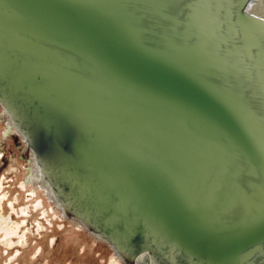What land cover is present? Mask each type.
I'll return each instance as SVG.
<instances>
[{
	"label": "water",
	"instance_id": "obj_1",
	"mask_svg": "<svg viewBox=\"0 0 264 264\" xmlns=\"http://www.w3.org/2000/svg\"><path fill=\"white\" fill-rule=\"evenodd\" d=\"M253 0H0V111L120 264H264Z\"/></svg>",
	"mask_w": 264,
	"mask_h": 264
},
{
	"label": "rangeland",
	"instance_id": "obj_2",
	"mask_svg": "<svg viewBox=\"0 0 264 264\" xmlns=\"http://www.w3.org/2000/svg\"><path fill=\"white\" fill-rule=\"evenodd\" d=\"M3 124L0 121V189L7 192V198L15 204L16 210L11 212L9 200H5L3 214L10 216L8 218L13 222L21 223L27 219L28 239L21 244L18 236L12 235L14 243L9 246L7 237L0 231V264H120L112 261L113 255L104 250L105 245L92 241L77 225L62 219L37 186L36 196H28L35 189L24 184L28 156L16 135L1 136ZM21 208L26 209V213L30 211L27 217L22 216ZM42 211L46 212L44 218ZM25 230L23 228L21 232Z\"/></svg>",
	"mask_w": 264,
	"mask_h": 264
},
{
	"label": "bare ground",
	"instance_id": "obj_3",
	"mask_svg": "<svg viewBox=\"0 0 264 264\" xmlns=\"http://www.w3.org/2000/svg\"><path fill=\"white\" fill-rule=\"evenodd\" d=\"M248 10L250 12L254 13V14H258V15L264 17V0H253L248 6ZM0 121H3V123H4L3 124L4 126H3V130H2V134H1L2 137H6V136H8L10 134L16 135L15 134V129H14L11 121L6 116V113H2V111H0ZM20 145H22V144L20 143ZM28 162L29 163H28V166L26 168L28 174L25 176L24 184H27L28 186H33V188L35 186H37V189H40L42 192H44V197L52 205L51 208H53L55 211L57 210L56 212H58L60 214V217L62 219L65 218L66 220L74 223L75 225H77L80 228L81 227L80 223H78L77 221L71 219L70 217H67L64 214V211H62V209L59 207L58 203L55 201L54 197L52 196L50 190L47 187V184L45 183V181L41 177V173L39 171L37 163L31 158H28ZM24 184L23 183L21 184V186L23 188H25ZM37 189L35 187V189H33L30 193H28V196L29 197L30 196H34ZM6 193L7 192L4 193L3 190L0 189V231H2L4 233L5 237H7L5 240H6V243L9 246H12V244L14 243L13 242V238L11 237L12 235H17L18 238H19L18 242H20L21 244L25 243L27 241V239H28L27 238L28 237V235H27L28 224L26 222L27 219L24 220V221L22 220V222L19 223V222H13V221L9 220L8 217H10V216H8V217L4 216V214H3V203H4L5 200H9L7 198L8 195ZM8 202H9L8 206H9L11 212H16L15 204L12 201H10V200ZM37 204H39V203H37ZM20 210L23 213L22 214L23 217L24 216L27 217L28 212H30L28 210V212L26 213V209H24V208L23 209L21 208ZM42 212H43V214H42L43 217L42 218H44L46 216L45 215L46 212L45 211H42ZM38 225L40 227V223L39 222H38ZM23 228H25L26 230L21 232V230ZM112 261L119 262L118 259L114 255L112 256Z\"/></svg>",
	"mask_w": 264,
	"mask_h": 264
},
{
	"label": "trees",
	"instance_id": "obj_4",
	"mask_svg": "<svg viewBox=\"0 0 264 264\" xmlns=\"http://www.w3.org/2000/svg\"><path fill=\"white\" fill-rule=\"evenodd\" d=\"M99 245L103 246V244H99ZM104 250L106 251L107 249H106V248H104Z\"/></svg>",
	"mask_w": 264,
	"mask_h": 264
}]
</instances>
